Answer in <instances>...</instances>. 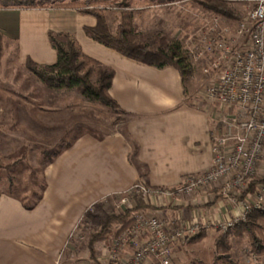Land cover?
<instances>
[{
    "label": "crops",
    "instance_id": "crops-1",
    "mask_svg": "<svg viewBox=\"0 0 264 264\" xmlns=\"http://www.w3.org/2000/svg\"><path fill=\"white\" fill-rule=\"evenodd\" d=\"M96 24L94 16L71 8H0V39L6 50L14 47L21 64L29 58L55 64L49 33H70L86 55L115 70L109 93L124 112L122 129L103 135L76 133L60 149L45 168L46 188L33 209L8 192L0 194V264H105L113 238L98 246L94 260L89 246L86 251L77 246L88 241L90 231L83 239L72 235L83 218L89 219L91 206L138 181L176 187L185 176L203 173L213 164L211 132L218 113L185 102V85L174 67L145 64L90 38L84 28ZM222 198L205 189L183 204L163 201L153 208L167 214L183 210L188 217L197 209L206 216L224 204ZM222 211L229 213L225 207Z\"/></svg>",
    "mask_w": 264,
    "mask_h": 264
},
{
    "label": "rangeland",
    "instance_id": "rangeland-1",
    "mask_svg": "<svg viewBox=\"0 0 264 264\" xmlns=\"http://www.w3.org/2000/svg\"><path fill=\"white\" fill-rule=\"evenodd\" d=\"M231 5L241 13L240 19L219 16L195 0H179L163 5L136 3L129 10L132 12L134 32L142 37V40L149 41V45L153 46L160 41H179L184 48H188L200 41L204 33H208L213 17H220L221 24L234 32L246 10L252 8L248 2H231ZM101 10L110 31L116 33L122 21V14L111 6L101 7ZM0 59V164H3L0 167V194L8 192L26 202H32L42 192V186L46 182L44 173L50 155L45 154V151H50L52 155L64 148L76 133L103 135L122 129L124 117L100 103L86 99L76 89L50 88L32 74L25 64L19 62L14 47H10ZM209 62L208 57L197 62L191 61L193 71L184 82L187 94L185 102L198 108H207L210 114H233V110L225 108L224 111L218 102L208 97L207 89L215 79L214 75L207 76L204 73L203 69ZM14 157H19L20 160L9 170L7 165L13 164ZM257 168L260 170L258 176H254L250 181L253 183L252 193L258 183L263 181L261 179L264 177V155L258 161ZM223 185L219 183L206 190L218 193L223 190ZM203 190L179 194L173 198L174 201L179 200L176 203L183 204ZM220 195L223 196L222 193ZM117 197L118 195H114L93 206V210L86 216L91 219L89 229L98 227L97 223L108 214L118 213L115 207ZM162 199L164 203L168 202L167 198ZM223 202L226 204L225 200ZM150 204L152 211L147 213L157 216L154 204ZM184 212L176 210L168 214L159 213V216L167 221L177 219L174 217L179 215L188 217L185 215L188 212ZM214 213L231 217V213L222 211V208L213 210L210 215ZM233 229L234 227L224 232L212 224L201 228L190 239H183L175 244L171 264H262L248 257L251 248L247 237L233 234L230 236L231 246L228 244V247H221L218 258L217 239L221 234ZM77 246L86 251L88 241L80 240ZM225 247L228 248L227 251ZM224 254L228 257L225 258ZM150 263L151 261H148L145 264Z\"/></svg>",
    "mask_w": 264,
    "mask_h": 264
},
{
    "label": "built area",
    "instance_id": "built-area-1",
    "mask_svg": "<svg viewBox=\"0 0 264 264\" xmlns=\"http://www.w3.org/2000/svg\"><path fill=\"white\" fill-rule=\"evenodd\" d=\"M229 1L252 5L234 32L215 16L208 33L195 45L185 48L193 62L210 59L203 69L207 76H215L207 89L208 97L224 111L225 108L234 111L230 115L218 113L213 122V164L203 173L185 176L175 188H155L138 181L119 193L115 207L121 214L131 211L134 223L113 237L105 264H145L152 259L155 264H171L173 247L178 241L190 239L209 224L226 232L246 219L253 208L264 209V177L254 193L248 192L250 181L260 172L258 161L264 155V0ZM219 183L224 184L219 193L226 198V204H221L218 210L227 208L230 218L220 213L202 216L195 209L191 217L179 215L167 221L159 213L157 216L147 213L152 208L135 209L136 194L158 206L162 198L173 204L179 201H174L173 196L211 189ZM90 220L83 218L79 222L72 234L74 238L83 239L86 231L93 230L89 229ZM120 228L118 225L117 230ZM248 257L264 264V255L250 252Z\"/></svg>",
    "mask_w": 264,
    "mask_h": 264
},
{
    "label": "trees",
    "instance_id": "trees-1",
    "mask_svg": "<svg viewBox=\"0 0 264 264\" xmlns=\"http://www.w3.org/2000/svg\"><path fill=\"white\" fill-rule=\"evenodd\" d=\"M179 0H0V8H18V9H60L71 8L79 13L92 15L96 18L95 26H86L85 33L93 40L129 57L145 64L157 67H174L179 71L183 82L188 79L192 73L193 67L187 51L179 41L158 42L149 45V41L142 40L134 32L132 25V12L129 8L136 3L146 4H169ZM199 1L204 7L213 13L232 19H240L241 13L231 5L228 0H195ZM111 6L119 10L122 14V21L118 26L117 32L112 33L107 24L101 7ZM49 38L53 48L57 52V62L55 64H41L30 58L26 61L27 69L40 78L47 86L55 89H76L86 99L102 104L108 107L112 112L122 115L123 111L115 99L109 93L115 76V70L104 63L86 55L75 36L67 32H50ZM16 52V51H15ZM7 53L5 42L0 39V58ZM1 60V59H0ZM186 91V90H185ZM94 134V133H91ZM96 135V134H95ZM68 146V145H67ZM61 150L54 153L45 151L49 154V165L60 154ZM19 157L13 158V164H8L7 169L19 162ZM3 164H0L2 167ZM9 179H12L9 177ZM251 184L250 192L253 190ZM46 188V182L42 186V192L32 202H26L24 199L16 196L26 209H33L41 200ZM175 188V187H172ZM248 194V193H246ZM15 196L14 194H12ZM136 210H148L152 208L144 197L140 194L134 196ZM134 223L131 218V211L126 213L108 214L99 221V229H93L89 232L88 246L90 257L96 259L98 246L110 238L115 237L124 229L131 227ZM121 228L117 230V226ZM232 229V228H230ZM246 236L251 248V252L258 256L264 255V209L253 208L246 219L234 225V229L226 234H221L216 241L218 258L221 247L231 246V235ZM226 251L228 248H226ZM225 251V253H226ZM225 258L228 257L224 254ZM222 257V256H221ZM218 263V261H216ZM216 264V263H215Z\"/></svg>",
    "mask_w": 264,
    "mask_h": 264
}]
</instances>
